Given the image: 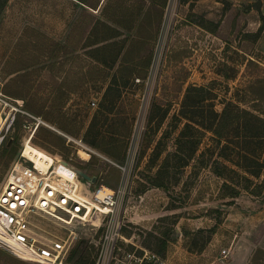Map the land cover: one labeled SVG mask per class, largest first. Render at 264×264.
Segmentation results:
<instances>
[{
  "label": "rangeland",
  "instance_id": "obj_1",
  "mask_svg": "<svg viewBox=\"0 0 264 264\" xmlns=\"http://www.w3.org/2000/svg\"><path fill=\"white\" fill-rule=\"evenodd\" d=\"M184 1H176L166 13L168 0L164 1L155 39L142 44V56L150 54L147 68L155 57L159 68L143 104L142 83L133 75L119 79L124 71L117 76L119 85L103 97L118 64L107 68L93 63L84 55L83 43L102 10L115 15L126 5L133 11L134 3L150 5L157 0H7L0 9V92L22 99L24 108L45 122L36 127L32 145L95 176L92 189L104 185L116 190L113 220L120 224L116 246L119 252L133 251V264H155L156 259L161 264H221L233 246L242 247L248 234L264 225L258 218L260 212L264 216V189L254 195L240 187L238 196L222 197L223 179L213 172L217 163L237 173L247 166L244 158L239 167L220 155L221 147L228 145L231 151L225 153L237 160L243 143L238 142L236 129L229 128L226 139L217 143L200 123L209 121L210 108L220 113L226 103L264 117V98L255 95L264 88V31L259 33L264 0ZM123 34L134 57L135 34L133 30ZM138 68L136 75L144 79L147 70L144 74L141 65ZM189 86L204 90L188 91ZM196 104L203 106V113L194 108ZM6 112L0 106V136L5 135L0 144V187L35 124L33 118L17 114L5 133L1 128ZM94 114L96 126L88 131ZM132 131L137 154L129 158L123 174L120 166L125 164ZM68 137L80 139L94 153L84 158L82 147ZM91 142L121 147V154L113 157ZM10 146L16 148L12 157ZM254 152L263 159L264 149ZM249 215L254 217H245ZM107 222L100 216L95 222L99 226L73 222L47 229L72 237L76 254L87 248L96 258ZM148 254L155 260L142 262ZM0 264L39 263L0 246Z\"/></svg>",
  "mask_w": 264,
  "mask_h": 264
},
{
  "label": "built area",
  "instance_id": "obj_2",
  "mask_svg": "<svg viewBox=\"0 0 264 264\" xmlns=\"http://www.w3.org/2000/svg\"><path fill=\"white\" fill-rule=\"evenodd\" d=\"M176 1L179 0H168L165 13L171 10ZM155 60L156 57L147 68L144 79L136 78V82L143 86L141 104L146 102L147 90L159 70ZM22 103V99L0 92V106L7 111L1 129L6 133L14 124L17 114L31 117L35 124L30 139L36 127L45 122L41 117L28 112ZM91 104L95 105V102ZM136 125H139L138 120ZM134 135L132 131L125 153V164L120 166L123 174L127 171L129 158L137 154L138 146H133ZM4 136H0V144ZM68 140L80 145L88 154L94 153L80 139L68 137ZM53 157L55 162L42 168L27 158L22 150L8 167L0 187V246L22 259L39 264H68L73 238L60 236L47 227L67 226L73 222L99 226L95 222L101 216L108 218V222L104 223L106 227L99 241L94 264H133V251L119 252L120 247L116 246L120 235V224L113 220L117 208L116 190L108 188L101 193L103 185L92 189L90 185L95 183L85 179L78 168L61 158ZM144 258L153 261L156 256L148 254ZM155 261V264H161L159 260Z\"/></svg>",
  "mask_w": 264,
  "mask_h": 264
},
{
  "label": "trees",
  "instance_id": "obj_3",
  "mask_svg": "<svg viewBox=\"0 0 264 264\" xmlns=\"http://www.w3.org/2000/svg\"><path fill=\"white\" fill-rule=\"evenodd\" d=\"M7 0H0V9H2ZM103 35L99 38L102 41L106 39H110L118 34V31L109 25H103ZM264 29V25H260L259 33L262 32ZM258 36V34L256 35ZM114 46L113 42L104 44L99 48L95 49L96 51L102 52L105 48H112ZM116 50V53L113 54L111 58V62L115 60L119 51ZM102 61V60H100ZM125 78H122L124 80ZM127 79V78H126ZM118 79L113 77L111 79V84L119 85ZM191 89H197L198 91H203L204 88L202 86L198 87H191L189 86L188 91ZM108 91H106L103 97L106 96ZM13 95H19L16 92ZM256 98L263 99L264 98V88L260 87L259 90L256 92ZM205 98L199 99L198 103L203 101ZM102 102V101H101ZM113 103V102H112ZM194 108L201 109V113H203V106L201 104H196ZM111 109V108H110ZM209 121L207 123L204 122V119L200 122L201 125H205L204 127L212 132L215 136L217 143L220 139H223L228 136V129L231 128L234 130L236 129V137L240 140L239 143H243L242 150L236 151L238 157L237 160H233V158H229V156L225 153V151H231L228 145H223L221 147L222 151L220 155L227 161L235 163L239 167L241 166L240 158H244L247 160L245 163V167L243 168L242 173H237L232 167L227 166L226 164H219L213 167V172L218 176L221 177L223 180L221 188L225 193H223L222 197H236L239 195L240 191L243 189L248 191L249 193H253L254 195H260L264 189V172H263V163H264V156L262 160L257 158L258 152H254L257 149L261 148L264 149V117L255 114L247 109L240 108L235 104L226 103L220 113L213 110V108L208 110ZM98 118L97 114H94L91 120V124L89 126V130H92L93 127L96 126V119ZM227 141V140H226ZM114 139L109 142L110 145L113 144ZM228 142V141H227ZM36 144L40 145L38 142L35 141ZM92 145L99 147V143L91 142ZM253 144L255 148L252 150L246 148V145ZM100 147L104 150V152L110 154L113 157H119L121 154V147L120 149L116 150L115 146H111L110 148L104 147L103 145ZM242 151V152H241ZM16 152V148L14 146H10L9 155L12 157ZM219 164V165H218ZM249 165V166H248ZM254 179H259L257 182ZM233 183V184H231ZM233 185V186H232ZM242 189H241V188ZM229 203H232L231 201ZM217 212V209H215ZM215 226L211 228V231H214ZM94 259L92 258L87 250V248L82 249L78 254H76V250L73 247L71 252L68 255V261H71V264H94ZM143 261H152V259L144 258ZM142 261V262H143ZM259 261H262L261 264H264V251L261 249H256L251 257V264H257Z\"/></svg>",
  "mask_w": 264,
  "mask_h": 264
},
{
  "label": "crops",
  "instance_id": "obj_4",
  "mask_svg": "<svg viewBox=\"0 0 264 264\" xmlns=\"http://www.w3.org/2000/svg\"><path fill=\"white\" fill-rule=\"evenodd\" d=\"M164 1L165 0H157V4L151 2L153 5H158V9H155L154 7L152 8L151 3L150 5L134 3L133 11L129 9L130 6L126 5V9H123L124 11L122 13H115V15L107 14L105 10H102L103 16L101 18H96L93 22L86 40L83 43L84 55L91 59L93 63L105 66L107 68H113L118 64V67L115 71L116 74H113L112 76H110V73L104 74V77H111L109 85L107 86L104 93L106 91H109L112 87L116 86L114 84H111V79L113 77L117 78V76L120 75L123 71L124 73H122V75L119 77V79L121 80L122 78H129L132 75L134 79L139 78L136 74L139 72L138 67H140V65L144 71V74L146 73L150 54L142 56V44L145 42L151 44L152 40L155 39L158 25L160 23ZM190 1L195 0H185V3L183 4H188ZM208 21L209 20H207V22ZM106 24L116 29L118 31V34L110 39L102 41V39L99 38L103 35V25ZM204 29L210 31L207 28ZM132 30L135 34V36L133 37V43L138 45L137 48H134V51H136V49L138 50L135 53L134 57L130 56L132 52L131 45L128 46L125 43V38H121L124 36V32H130ZM110 42L114 43V46L110 48V50L108 48H105L102 52L95 50L100 46ZM116 50H118L119 53L115 60L111 62V58L113 54L116 53ZM260 214L262 216H258V218L262 217L261 220L264 221L262 212H260ZM250 216L251 215L245 217ZM251 217H254V215ZM248 229L251 230L249 226ZM258 229L259 230L253 232V234H248V237L245 238L247 241L244 242V244H241L242 247H238L237 245L240 243H237L236 246H233L231 250L228 249L229 258L226 261L222 260L221 264H251V257L255 250L261 249L264 251V225L262 226V228L261 226H259ZM260 262L261 261H259L257 264H260Z\"/></svg>",
  "mask_w": 264,
  "mask_h": 264
},
{
  "label": "bare ground",
  "instance_id": "obj_5",
  "mask_svg": "<svg viewBox=\"0 0 264 264\" xmlns=\"http://www.w3.org/2000/svg\"><path fill=\"white\" fill-rule=\"evenodd\" d=\"M22 150H23V154L27 156V158H29L30 160L34 161L38 167L45 168L49 164L55 162L54 159L49 154H47L40 148L32 145L31 138L29 139V137L24 140ZM79 152L83 154L82 156L84 158H88L89 154L84 149H80ZM105 190H108V187L103 185L101 189V193L105 192Z\"/></svg>",
  "mask_w": 264,
  "mask_h": 264
},
{
  "label": "water",
  "instance_id": "obj_6",
  "mask_svg": "<svg viewBox=\"0 0 264 264\" xmlns=\"http://www.w3.org/2000/svg\"><path fill=\"white\" fill-rule=\"evenodd\" d=\"M79 173L85 178L91 181V183H95L96 181V177L95 176H89L87 174H85L84 172L79 170Z\"/></svg>",
  "mask_w": 264,
  "mask_h": 264
}]
</instances>
